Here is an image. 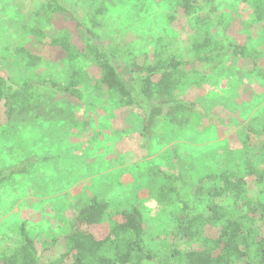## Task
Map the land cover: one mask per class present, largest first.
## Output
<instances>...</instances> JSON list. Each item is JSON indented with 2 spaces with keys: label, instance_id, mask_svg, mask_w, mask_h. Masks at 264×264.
<instances>
[{
  "label": "rangeland",
  "instance_id": "rangeland-1",
  "mask_svg": "<svg viewBox=\"0 0 264 264\" xmlns=\"http://www.w3.org/2000/svg\"><path fill=\"white\" fill-rule=\"evenodd\" d=\"M64 1L78 12L90 2ZM36 2L0 0V67L18 85L26 79L34 84L47 77L58 80L67 68L65 55L58 50L46 49L44 61L31 72L12 58L14 46L24 41L23 28L31 21ZM216 4L231 26L225 36L249 51L264 53V30L253 20L251 1ZM108 7V32L121 44L150 51L151 42L164 35L179 38L182 46L187 42L188 23L170 20L182 16L178 0H110ZM63 27L65 20L54 19L49 28L57 33ZM28 48L41 51L32 44ZM234 70L228 64L222 72L202 71L190 79L181 95L196 104L198 112L181 127L164 120L150 140L143 136L141 113L103 97L85 94L84 102H62V117L55 122L38 119L16 127L9 125L1 105L0 172L8 179L0 184V259L21 242L23 224L41 253L70 231L77 212L92 197L106 199L112 215L137 205L146 219L148 248L166 254L179 206L158 202L164 176L180 172L197 185L225 171L244 176L249 161L263 168L258 154L263 139L249 129L260 130L264 124V79L238 77ZM29 160H35L33 167L12 173Z\"/></svg>",
  "mask_w": 264,
  "mask_h": 264
},
{
  "label": "trees",
  "instance_id": "trees-1",
  "mask_svg": "<svg viewBox=\"0 0 264 264\" xmlns=\"http://www.w3.org/2000/svg\"><path fill=\"white\" fill-rule=\"evenodd\" d=\"M108 1L90 0L81 12L64 0L36 2L31 21L23 28L24 41L14 46L12 58L31 72L44 61L46 49L58 50L65 55L67 68L58 80L47 77L34 84L26 79L18 85L0 67V107H5L11 127L38 119L55 122L62 117V102L81 103L87 94L141 113L143 136L150 140L164 120L181 127L198 112L181 93L202 71L222 72L231 64L238 77L264 79V53L249 51L225 36L231 26L217 0H178L182 16L170 20L188 23L187 42L182 46L179 38L164 35L151 42L150 51L121 44L108 32ZM250 1L253 20L264 30V0ZM54 19L65 20L66 27L52 33ZM29 44L41 51H32ZM249 131L263 139L258 150L263 168L249 161L244 176L225 171L197 185L180 172L164 176L158 202L179 206L166 254L148 248L146 219L137 205L112 215L106 199L92 197L77 212L70 231L41 253L23 224L21 242L3 252L0 264H264V124ZM21 165L12 173L28 170L35 160ZM5 175L0 172V184L8 179Z\"/></svg>",
  "mask_w": 264,
  "mask_h": 264
}]
</instances>
